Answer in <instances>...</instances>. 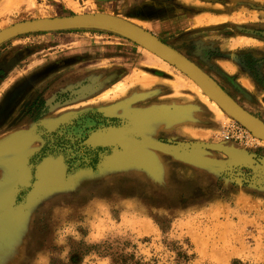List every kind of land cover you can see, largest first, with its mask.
<instances>
[{"label": "rangeland", "instance_id": "rangeland-1", "mask_svg": "<svg viewBox=\"0 0 264 264\" xmlns=\"http://www.w3.org/2000/svg\"><path fill=\"white\" fill-rule=\"evenodd\" d=\"M91 13L150 32L264 123V0H0V30ZM145 49L92 27L2 42L0 261L264 264V140L222 139L231 116Z\"/></svg>", "mask_w": 264, "mask_h": 264}, {"label": "water", "instance_id": "water-1", "mask_svg": "<svg viewBox=\"0 0 264 264\" xmlns=\"http://www.w3.org/2000/svg\"><path fill=\"white\" fill-rule=\"evenodd\" d=\"M71 27H92L111 30L130 38L143 47L149 48L153 53L166 59L190 76L224 110L264 139V123L242 109L196 65L150 32L119 17L95 13L25 20L2 29L0 31V43L21 33Z\"/></svg>", "mask_w": 264, "mask_h": 264}, {"label": "built area", "instance_id": "built-area-1", "mask_svg": "<svg viewBox=\"0 0 264 264\" xmlns=\"http://www.w3.org/2000/svg\"><path fill=\"white\" fill-rule=\"evenodd\" d=\"M231 121V120H230ZM227 121L221 127L219 133L221 138L241 143L248 147L257 148L259 143L255 141L254 135L238 122Z\"/></svg>", "mask_w": 264, "mask_h": 264}, {"label": "bare ground", "instance_id": "bare-ground-1", "mask_svg": "<svg viewBox=\"0 0 264 264\" xmlns=\"http://www.w3.org/2000/svg\"><path fill=\"white\" fill-rule=\"evenodd\" d=\"M91 14H95V13H91ZM98 14H102V13H98ZM106 15H108V14H106ZM138 26V25H137ZM1 31V30H0ZM7 40V39H6ZM3 42V41H2ZM1 42V43H2ZM0 43V44H1ZM142 46V45H141ZM146 49H147V47H146ZM145 49V51H147L148 53H150L151 52V50H146ZM152 54V53H151ZM155 57L157 56V59H159V60H157V61H161V63H163L164 62V64L163 65H165V64H167L165 61H167L166 59H164L163 58V60H165V61H163L162 60V57L161 56H159V55H154ZM168 62V61H167ZM173 65V64H172ZM176 67V66H175ZM178 68V67H177ZM181 70V69H180ZM182 71V70H181ZM187 75V74H186ZM190 77V76H189ZM191 78V77H190ZM192 79V78H191ZM193 85H195V87L198 89V91L202 94V95H204L206 98H208L209 99V97H210V95H208L205 91H204V89L199 85V87L195 84V83H193ZM201 88V89H200ZM203 90V91H202ZM206 93V94H205ZM209 96V97H208ZM211 99H212V97H210ZM210 100V99H209ZM211 101V103L215 106V107H217L218 109H219V111H222V107L213 99V100H210ZM222 108H220L218 105ZM224 110V109H223ZM225 112H227L226 110H224ZM227 114H229L231 117H233L230 113H228L227 112ZM227 118L226 119V121H224L223 122V124H225L227 121H230V122H238L239 124H241V125H243L249 132H250V134L252 133L253 135H254V137H255V141L256 142H258L259 144H261V142L264 140L263 138H261L260 136H256L257 134H255L254 132H252L249 128H247L243 123H241L240 121H238L236 118ZM222 124V125H223ZM222 127V126H221ZM221 132V131H220ZM261 139H260V138ZM222 139H224V138H222ZM263 139V140H262ZM224 140H226V141H230V140H227V139H224ZM241 144V143H240ZM244 148H249V149H253V147H248V146H245V145H243V144H241ZM48 164H46L45 166H44V169L41 171V173H40V178H41V180H45L46 178H49L50 176H51V174H52V170L50 171L49 169H47L48 168ZM2 198V196H0V199ZM11 219H13V217H10V218H8V220H6L5 221V223H8L9 221H10V223L11 222H13V220H11ZM5 236H7V235H5ZM7 241H8V239H7ZM4 242V241H3ZM5 243V242H4ZM9 243V242H8ZM5 253V252H4ZM8 253V252H7ZM9 256V255H8ZM6 257H7V255H6ZM5 258V257H4ZM6 261H7V259H6ZM0 264H5V263H3V259L0 261Z\"/></svg>", "mask_w": 264, "mask_h": 264}, {"label": "crops", "instance_id": "crops-1", "mask_svg": "<svg viewBox=\"0 0 264 264\" xmlns=\"http://www.w3.org/2000/svg\"><path fill=\"white\" fill-rule=\"evenodd\" d=\"M6 41V40H5ZM2 45V43L0 44V46ZM108 48H109V46H107V47H102V48H100V50H99V54L100 55H103V57H105V59H112V58H114V57H116V56H121V55H124L125 54V49L126 48H124V47H122V49L120 48V49H111V51L110 52H108V53H105V50H108ZM104 53V54H103ZM127 64L126 63H124V64H120L119 65V67L120 68H126V65H131L130 64V62H129V58L127 59ZM125 66V67H124ZM152 119V118H151ZM154 119V118H153ZM151 122V121H150ZM14 154H15V151L13 150V151H11V155H12V158L14 157Z\"/></svg>", "mask_w": 264, "mask_h": 264}, {"label": "trees", "instance_id": "trees-1", "mask_svg": "<svg viewBox=\"0 0 264 264\" xmlns=\"http://www.w3.org/2000/svg\"><path fill=\"white\" fill-rule=\"evenodd\" d=\"M130 264H133V263H130Z\"/></svg>", "mask_w": 264, "mask_h": 264}]
</instances>
